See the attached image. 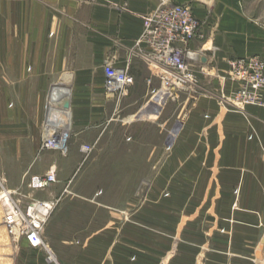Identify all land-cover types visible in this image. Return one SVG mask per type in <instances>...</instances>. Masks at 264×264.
Returning <instances> with one entry per match:
<instances>
[{
	"label": "crops",
	"instance_id": "0c3cea01",
	"mask_svg": "<svg viewBox=\"0 0 264 264\" xmlns=\"http://www.w3.org/2000/svg\"><path fill=\"white\" fill-rule=\"evenodd\" d=\"M172 4L189 5L200 23L189 43L206 57L193 62L198 85L179 91L182 119L166 129L146 201L123 216L103 207L102 223H70L51 245L63 264H264V103L218 102L219 91L234 87L223 82L228 61L264 55L255 0H0V144L12 157L35 156L53 107L73 128L77 151L92 123L114 116L125 97L135 110L152 95L160 119L171 94L138 39L141 16ZM105 60L131 75L125 94L107 93ZM166 121L159 126L169 127ZM19 236L12 264H49Z\"/></svg>",
	"mask_w": 264,
	"mask_h": 264
},
{
	"label": "rangeland",
	"instance_id": "374dc122",
	"mask_svg": "<svg viewBox=\"0 0 264 264\" xmlns=\"http://www.w3.org/2000/svg\"><path fill=\"white\" fill-rule=\"evenodd\" d=\"M255 1L258 3L256 16H261L264 21V0ZM258 58L264 64V55H259ZM262 71L264 72V66ZM224 79L223 82L226 81L227 86L230 83L234 86V81L225 78V75ZM180 87L182 86L173 85L168 89L171 97L163 107L160 119L154 116L153 112L156 109L149 105L152 95L143 102L140 109L135 110L132 108L134 106L136 108L138 104L129 102L130 100L125 97L118 103L117 110H113L114 116L106 121L92 123V136L88 137V130L87 138L82 136L81 151L75 150V138L71 136L73 128L70 125L61 131L66 151L41 149L43 127L50 114V108L46 111L47 114L40 126L39 152L37 151L35 156L12 157L8 145L0 144V264H12L14 254L22 240L20 236H24L16 232L7 233L4 215L12 205L23 211L32 200L54 201L52 209L41 223L40 233L46 248L55 252L61 264H63L61 256L52 248L55 243L53 239L65 238V231L70 223L76 226V223L91 218L102 223L106 218L103 207H108L119 213V216H123L142 205L150 195L152 178L161 166V163L156 164L153 160L157 153L165 150L167 130L172 126V130L175 131L182 119L178 99L179 91L184 88ZM188 87L193 88L191 85ZM219 92L220 103L224 91ZM226 93L228 95L230 92ZM142 108L144 110H141ZM166 118L169 127L159 126ZM85 145L88 147L87 151L82 149ZM50 169L56 173V181L52 185L37 190L28 187L33 176ZM57 183L59 185L54 186ZM7 194L6 203L4 197ZM85 198H91L98 204V210L95 204L83 200ZM54 220H59L62 228L55 230ZM16 235H20L18 243L14 241L13 236ZM39 249L46 252L45 248ZM69 255H72L71 251L65 252L66 257Z\"/></svg>",
	"mask_w": 264,
	"mask_h": 264
},
{
	"label": "built area",
	"instance_id": "2783aa9c",
	"mask_svg": "<svg viewBox=\"0 0 264 264\" xmlns=\"http://www.w3.org/2000/svg\"><path fill=\"white\" fill-rule=\"evenodd\" d=\"M143 31L138 42H144L150 49L152 68L160 76L163 86L196 87L198 85L196 68L191 58L196 52L189 48V43L200 36V23L194 17L193 11L186 4H172L159 7L149 14L141 16ZM229 71L225 78L234 81V87L227 95L223 92L219 104L223 107H241L248 104L264 103V64L256 56L231 58ZM198 63V62H197ZM105 88L108 94L123 95L133 80L126 70L116 68L110 61L102 64ZM47 121V120H46ZM41 138L42 150L66 151V144L58 127H47L44 124ZM49 128V129H48ZM83 151L88 147L82 146ZM56 181V173L50 169L42 174L33 176L28 187L37 190L45 189ZM54 201H30L25 210L21 211L16 205L10 206L4 215L7 233L22 234L33 248H45V259L49 264H61L55 252H52L41 239V223L52 209ZM16 232V233H15Z\"/></svg>",
	"mask_w": 264,
	"mask_h": 264
},
{
	"label": "bare ground",
	"instance_id": "6f19581e",
	"mask_svg": "<svg viewBox=\"0 0 264 264\" xmlns=\"http://www.w3.org/2000/svg\"><path fill=\"white\" fill-rule=\"evenodd\" d=\"M67 95V94H66ZM64 98V97H63ZM62 98V99H63ZM57 100H59V99H56V101L55 102H57ZM54 102V101H53ZM54 106H55V103H54ZM56 109L53 107V108H50V110H49V112H50V114H49V116H48V118H47V121H46V126L47 127H50V128H53V126H55V127H59L58 129L60 130V131H63V130H66L67 129V125H66V122H64L63 120H59L58 121V117H57V115H56V111H55ZM58 112H59V110H57ZM60 113H62L63 115H65L66 114V112L64 113V112H61L60 111ZM68 123V122H67ZM49 129V128H48ZM7 200H8V194L4 197V201L7 203Z\"/></svg>",
	"mask_w": 264,
	"mask_h": 264
},
{
	"label": "water",
	"instance_id": "95a60500",
	"mask_svg": "<svg viewBox=\"0 0 264 264\" xmlns=\"http://www.w3.org/2000/svg\"><path fill=\"white\" fill-rule=\"evenodd\" d=\"M191 58L195 61H197L198 63H206V57L203 56L202 54H198V53H195L191 56ZM63 104V107H66L67 104H68V101H67V98L65 97L64 101L62 102Z\"/></svg>",
	"mask_w": 264,
	"mask_h": 264
}]
</instances>
